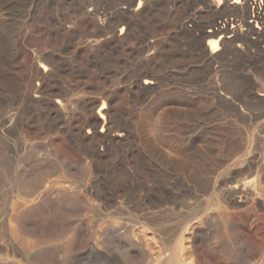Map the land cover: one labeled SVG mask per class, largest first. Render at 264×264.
<instances>
[{
    "label": "rangeland",
    "instance_id": "obj_1",
    "mask_svg": "<svg viewBox=\"0 0 264 264\" xmlns=\"http://www.w3.org/2000/svg\"><path fill=\"white\" fill-rule=\"evenodd\" d=\"M205 6L202 0H0V264H122L126 232L141 237L146 252L140 258L130 250L132 261L165 264L171 250L157 246L146 218L161 220L156 229L181 256L180 243L189 247L194 225L188 218L195 185L253 182L238 172L250 161L264 165V119L248 120L264 112V103L244 93L264 88V38L223 39L227 44L219 41L211 53L216 38H204L201 29L204 35L222 25L235 30L240 14L216 15ZM144 79L153 84L143 86ZM230 100L247 119L237 118ZM102 106L104 122L96 125ZM188 151L199 152L198 165ZM49 189L55 193L43 195ZM252 204L241 211L258 233L264 207ZM102 232L98 253L79 262L75 250ZM64 242L71 255L63 254ZM184 254L188 264L191 251Z\"/></svg>",
    "mask_w": 264,
    "mask_h": 264
},
{
    "label": "bare ground",
    "instance_id": "obj_2",
    "mask_svg": "<svg viewBox=\"0 0 264 264\" xmlns=\"http://www.w3.org/2000/svg\"><path fill=\"white\" fill-rule=\"evenodd\" d=\"M202 1H204V4L210 10H212V7H213L214 8V12H215L216 15H220L222 13V11H225V10H232L233 11V10H237V9L239 10V14H240L239 20H237V21L235 20V22H232V24L234 23V25H235V30H232V29L229 30V29H227V27L225 25H222L220 27H217L213 31H208L207 35H204L206 33L203 34V30L201 29V34H202V36L204 38H216L215 40L212 39L213 40V45H212V47L210 49L211 53L214 51V49L216 47V44L219 41L222 44H224V45L227 44V41H225L223 39L227 40V39H231L233 37L239 38V39H246L249 34L256 35V37L259 38V39H263L264 38V0H259L258 4L256 3V0H210L209 2H208V0H202ZM209 3H210V5H209ZM254 3L257 4V6L253 7ZM138 4H140V2ZM208 8H207V10H208ZM138 16H139V14L136 13V11H135V14L134 13L133 14H129L130 22L131 21L133 22L135 19L138 18ZM247 19H249V22H246ZM261 41H263V40H261ZM38 59H39V57H38ZM39 60H41V59H39ZM40 67H41V69L44 72L46 70H48L47 66H45V65H41ZM239 77H240V79H242V80H244L246 82H248V80H249V79L248 80L244 79V77L241 74H240ZM236 78H237V76H236ZM249 83H250V81H249ZM152 84H153L152 81L149 80V79H144V81H143V86H150ZM245 90H246L245 91L246 93H244V94H245V96H246V98L248 100H253V101L257 102L258 104L259 103H264V88L263 87L261 89H259L255 94H253L251 92V90H253V89H248V90L245 89ZM241 91H243V90L241 89ZM215 93H216V97L218 99H220V95H222V94L219 95V90L216 91ZM235 95H237V93ZM238 96H240V95H238ZM243 98H245V97H243ZM220 100H222V99H220ZM61 103H62L61 101L60 102L57 101L56 104L62 105ZM67 103H69V102H67ZM67 103H66V105H67ZM231 103H234V102H231V100H230L231 109L235 112V114L237 115V118L241 117L244 120L247 119V118H245L242 115V113L240 112L241 110H239V108H237L236 105L231 104ZM243 103H245V102H243ZM73 104H76V103H73ZM68 105H71V104L69 103ZM241 106H242V104H241ZM73 107H76V106H73ZM61 108H63V107H61ZM103 109L104 108L102 106L97 111V113H96L97 117H95L94 124L98 125V124H100V122H104V114L102 113L104 111ZM245 109H247V107ZM253 110L254 109H251V112ZM260 111L261 110H259L258 111L259 113H257V114H255L257 111H254V115H250L251 118L249 117L248 120L249 121L250 120L259 121V120L264 119V112H263V110H262V112H260ZM237 118H236V120H237ZM238 120H240V119H238ZM212 141H213V139L210 142H212ZM213 142H215V141H213ZM229 144H230V141H229ZM212 146L214 147V145H212ZM192 147H193V145H192ZM206 147L208 149V146H206ZM196 149H198V148H196ZM207 149H204L203 151H205V150L208 151ZM198 153L199 152H197V151H192V152H189V154H188V160H189V162L191 164H193V166L194 165L195 166L198 165L197 162L202 160V159L201 160L197 159L198 161L196 162V157L199 155ZM200 154H201V150H200ZM203 154H204V152H203ZM209 154H210V151H209ZM209 154L208 155L205 154V156H209ZM205 156L201 155V157H205ZM198 158H200V157H198ZM210 158H212V157H210ZM259 159H260V157H259ZM210 160H212V159H210ZM250 162H252V161H250ZM250 162H248L249 165L247 166L246 170L238 172L239 175L246 174V175H249V176L253 177V180H252L253 182L250 185H249V183H247L248 185H246V184L244 185L243 183L237 184L236 182H234L236 184L225 183V181L222 182V183H213V184H210V185L209 184H203L202 182H200L202 185L199 184V183H198L199 185H195V187L193 188V191H192L193 198L191 197L192 200H191V202L189 204L192 208H190V214H189V218H188V222H194V225L192 227H190V232L191 233H190V244H189V247L184 248V245L182 243H180L181 256L177 255V253L175 252L174 247L172 246V242L173 241L168 243V241H167L166 237L163 235L162 231L160 230L161 231L160 233H162V234H160L159 231L156 229L158 224L161 223L160 222L161 220H159V223L157 224L158 221H157L155 216L152 215V217L146 218L145 221L147 222V226L149 227L150 232L154 236L153 238L156 240V242L158 244L157 246H161V247L166 246V248H169L171 250L170 258L168 260L166 259L167 261L164 262L165 264H184V260L182 258L185 255L184 252H187V251L188 252L191 251V255H189V256H192V259L188 262V264H202V263L203 264H226V263L227 264H264V231H261V232H258V233L250 231L247 228V226H246V217L241 211V208H243V206L245 207V205L248 204V203H253L254 205H257V206H260V207H264V165L262 163H261L262 165H260V163L256 164V162L255 163H250ZM202 163H203V161H202ZM204 164H206V163H204ZM201 166L203 167L204 165H201ZM195 169H197V168H195ZM198 170H200V169H198ZM217 180H215V181H217ZM196 184H197V182H196ZM192 185H194V184H192ZM104 187H106V186H104ZM52 190L49 189L48 191H45L43 193V195L44 194H47V195L54 194L55 192L52 191ZM94 192H95V189H94ZM76 193H74V195ZM207 193L211 194V196H213V198L210 197L211 199L206 200V199L203 198V195H202V197L201 196H197V194H206L207 195ZM56 194H57L56 197L61 195V194H58V193H56ZM63 194H64V191H63ZM150 194H151V192H149L147 194V196H146V201L148 200V202H146V203H149V204L151 202V201H149V199H150L149 195ZM59 198H61V197H59ZM84 200H85V198H84ZM95 200H97V199L95 198ZM117 203H118V201H117ZM130 203H132V202H130ZM134 203H136V202L134 201ZM136 204L139 205V203H136ZM184 204H182V205H184ZM113 206H115V205H113ZM121 207H124V206H121ZM154 207H156V206H154ZM180 207H181V205L179 206V208ZM109 208H110V206H109ZM130 208H132V207H130ZM151 209L153 210V208H151ZM177 209H178V207H177ZM177 209H175V210H177ZM181 209L183 210V206H182ZM154 210H156V209H154ZM105 211L107 212V210H105ZM118 211H116V212H118ZM157 213H159V212H157ZM120 215H122V214H120ZM143 215H145V214H143ZM155 215H156V213H155ZM158 216H160V215H158ZM185 216H186V214H185ZM122 217H123V215H122ZM142 222H143V220H142ZM188 222H186L184 224L186 226V228H188L187 226H189L187 224ZM181 228H182V226H181ZM121 236L124 237V238H129V245H126L129 248V250L126 251V254L128 256L125 257V259H124L122 264H140V261L138 263H136V262L132 261V259H131L132 257L129 258V254H130L129 251L132 250V249H137L138 252H139V257L143 258L144 255H146V252H145V249L143 248V245H142V241H141L142 238L140 237L141 239L140 238L136 239L139 236H137V235L129 236V234L127 232L121 234ZM151 236H150V238H152ZM91 237H93V238L95 237L94 238L96 240L95 243L86 242L82 248H80L79 250H75V252L78 251L76 258H77V260L79 262L80 261H84L88 257V255H90V254H93V253L97 254L98 253L99 246H98L97 240H103L105 235L102 232L101 235L97 234V235H93ZM142 237H144V234L142 235ZM89 239H92V238H89ZM154 239H153V241H154ZM69 241H71V240H69ZM156 242H155V244H156ZM64 243H65V247H64L65 251H63V254L66 253L65 255L67 256V255L70 254L69 250L71 248V243L70 242H64ZM145 247H147V246H145ZM247 247H248V249H247ZM151 248H153V247H151ZM198 248H201L203 250L202 254L197 252ZM122 249H123V247H122ZM147 249L149 250V248H147ZM113 252L115 253V251H113ZM117 254H119V252ZM135 255H136V253H135ZM205 257H208V259L205 258ZM65 258H68V257H65ZM137 259H138V257H137ZM40 260H42V259H40ZM66 260H69V259H66ZM141 260H143V259H141ZM135 261H137V260H135ZM157 261H159V260L157 259ZM144 262H145V260H144ZM41 263L44 264L43 261ZM150 264H152V263H150ZM162 264H163V262H162Z\"/></svg>",
    "mask_w": 264,
    "mask_h": 264
}]
</instances>
